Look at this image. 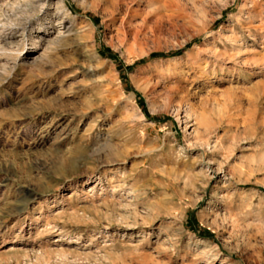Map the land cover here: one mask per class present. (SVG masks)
<instances>
[{
    "label": "rangeland",
    "instance_id": "1",
    "mask_svg": "<svg viewBox=\"0 0 264 264\" xmlns=\"http://www.w3.org/2000/svg\"><path fill=\"white\" fill-rule=\"evenodd\" d=\"M0 264H264V0H0Z\"/></svg>",
    "mask_w": 264,
    "mask_h": 264
},
{
    "label": "bare ground",
    "instance_id": "2",
    "mask_svg": "<svg viewBox=\"0 0 264 264\" xmlns=\"http://www.w3.org/2000/svg\"><path fill=\"white\" fill-rule=\"evenodd\" d=\"M41 257V256H40Z\"/></svg>",
    "mask_w": 264,
    "mask_h": 264
}]
</instances>
